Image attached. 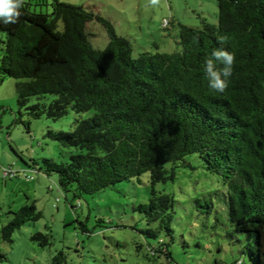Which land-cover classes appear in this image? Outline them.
I'll list each match as a JSON object with an SVG mask.
<instances>
[{"label":"trees","instance_id":"1","mask_svg":"<svg viewBox=\"0 0 264 264\" xmlns=\"http://www.w3.org/2000/svg\"><path fill=\"white\" fill-rule=\"evenodd\" d=\"M47 4L26 0L17 23L0 22V81L18 80L16 121L29 131L32 119L57 121L69 110L78 115L70 130L45 132L66 157L60 162L31 158V165L44 175L56 173L59 187L72 188L74 196L148 172V202L135 210L148 225L144 237L153 240L146 255L170 264V242L160 233L173 239L174 198L155 184L174 180L176 167H191L187 156L196 154L226 187V236L243 235L241 253L249 264H264V0H216L215 22L179 23L175 51L136 56L107 19L59 0L50 1V13L36 11ZM91 20L107 32L103 48L88 39ZM218 36L227 38L223 47L235 54L223 93L208 87L204 70L206 58L221 47ZM88 111L90 116L79 117ZM12 174L10 169L5 177ZM195 203L201 213L213 209L210 199ZM10 213L1 227L7 242L16 229L42 215L32 202ZM49 237L30 236L42 246Z\"/></svg>","mask_w":264,"mask_h":264},{"label":"rangeland","instance_id":"2","mask_svg":"<svg viewBox=\"0 0 264 264\" xmlns=\"http://www.w3.org/2000/svg\"><path fill=\"white\" fill-rule=\"evenodd\" d=\"M51 0L36 11L51 12ZM80 5L107 19L117 34L126 37L132 55L142 51L173 52L178 48L179 23L200 26L201 19L216 21V0H160L155 7L148 0H59ZM59 27H62L61 23ZM88 39L95 48H103L108 36L103 25L91 20L86 25ZM18 80L0 81V264H160L164 257L149 258L142 231L148 225L135 210L149 199V176L144 172L92 194L74 196L72 188L63 191L57 174L44 175L30 159L49 157L60 162L55 141L45 137L48 128L70 130L75 118L69 110L57 121L45 117L30 120L29 131L16 121ZM33 97L30 102H35ZM92 111L79 117H88ZM191 167H176L174 180L159 182L155 189L173 196V239L170 264H249L241 253L243 235L231 240L223 204L226 187L221 178L205 170L196 154L187 156ZM10 167L15 174L4 179L1 169ZM171 165L167 164V168ZM195 199H210L213 209L201 213ZM34 203L41 217L29 221L12 233L11 241L1 238V227L25 204ZM72 204L74 207H72ZM9 210V214H8ZM47 233L49 244L39 245L30 236ZM240 241H239V240Z\"/></svg>","mask_w":264,"mask_h":264},{"label":"clouds","instance_id":"3","mask_svg":"<svg viewBox=\"0 0 264 264\" xmlns=\"http://www.w3.org/2000/svg\"><path fill=\"white\" fill-rule=\"evenodd\" d=\"M153 7L157 6L160 0H148ZM26 0H0V22L4 24H15L22 15V9ZM227 38L223 36L217 37V43L221 47L213 49L211 57L206 58L204 70L208 80V87L215 91L223 93L229 84V78L233 72L235 62V54L223 47ZM194 42L198 43V37L194 38ZM220 67H217V65Z\"/></svg>","mask_w":264,"mask_h":264},{"label":"crops","instance_id":"4","mask_svg":"<svg viewBox=\"0 0 264 264\" xmlns=\"http://www.w3.org/2000/svg\"><path fill=\"white\" fill-rule=\"evenodd\" d=\"M0 161H1V160H0ZM7 169H9V166H8V168H6V169H3V168L1 169L4 179L6 178L5 175H6V173H7V172H6ZM5 172H6V173H5ZM8 214H9V210H8ZM10 214H11V213H10Z\"/></svg>","mask_w":264,"mask_h":264},{"label":"built area","instance_id":"5","mask_svg":"<svg viewBox=\"0 0 264 264\" xmlns=\"http://www.w3.org/2000/svg\"><path fill=\"white\" fill-rule=\"evenodd\" d=\"M7 171H9V172H10V169H7V170H6V172H7ZM6 172H5V173H6ZM6 174H7V173H6Z\"/></svg>","mask_w":264,"mask_h":264}]
</instances>
